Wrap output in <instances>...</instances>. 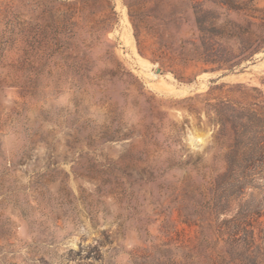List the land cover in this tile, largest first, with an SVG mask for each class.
Listing matches in <instances>:
<instances>
[{"label":"rangeland","instance_id":"rangeland-1","mask_svg":"<svg viewBox=\"0 0 264 264\" xmlns=\"http://www.w3.org/2000/svg\"><path fill=\"white\" fill-rule=\"evenodd\" d=\"M141 39L124 0H0V264H209L240 215L264 248V51L180 81Z\"/></svg>","mask_w":264,"mask_h":264},{"label":"trees","instance_id":"trees-1","mask_svg":"<svg viewBox=\"0 0 264 264\" xmlns=\"http://www.w3.org/2000/svg\"><path fill=\"white\" fill-rule=\"evenodd\" d=\"M124 3L140 53L144 54L141 38L145 35L153 41L152 54L162 65L173 68L180 81L185 80L184 71L176 67L201 66L205 72H233L264 51V7L259 0H124ZM231 15L240 21L228 19ZM223 17L226 23L219 25ZM186 24L191 29L189 37L181 33ZM230 41L235 42L236 49L228 45ZM259 149L264 151L262 146ZM221 234L224 248L218 257L209 258V264H264V248L247 216L226 220Z\"/></svg>","mask_w":264,"mask_h":264},{"label":"water","instance_id":"water-1","mask_svg":"<svg viewBox=\"0 0 264 264\" xmlns=\"http://www.w3.org/2000/svg\"><path fill=\"white\" fill-rule=\"evenodd\" d=\"M261 54L263 55L264 53H260V54H258L257 56H259V55H261ZM212 74H213V73H212Z\"/></svg>","mask_w":264,"mask_h":264}]
</instances>
